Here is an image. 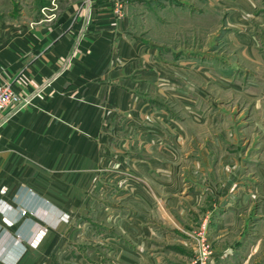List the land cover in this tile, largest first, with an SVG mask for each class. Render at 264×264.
<instances>
[{
	"label": "crops",
	"instance_id": "crops-1",
	"mask_svg": "<svg viewBox=\"0 0 264 264\" xmlns=\"http://www.w3.org/2000/svg\"><path fill=\"white\" fill-rule=\"evenodd\" d=\"M31 1H0V72L26 99L18 108L8 107V119L0 125V190L5 189L0 192V264H53L76 224H86L83 217L96 204L108 172L121 168L125 157H138L133 147L121 145L123 127L138 125L147 118L141 111L158 107L157 125L170 130L167 101L187 111L182 81L171 82L176 73L134 34V0L122 16L109 0L58 1L52 20L41 14L43 7L51 9L52 0ZM166 79L162 88L153 87ZM153 95L159 97L156 103ZM142 139L150 156L143 151L148 162L138 173L149 174L155 153L160 154L162 189L173 192L185 135L152 133ZM171 139L173 150L158 145ZM194 155L192 172L207 173L209 183L198 180L208 185L206 197L193 191L185 202L190 197L202 213L230 205L228 221L215 227L214 252L225 253L227 264H264V185L231 192L238 157L215 141ZM255 202L258 210L252 211ZM138 205L147 217L149 205L144 200ZM178 207L181 219L185 210ZM255 211L259 218L251 222Z\"/></svg>",
	"mask_w": 264,
	"mask_h": 264
},
{
	"label": "rangeland",
	"instance_id": "rangeland-1",
	"mask_svg": "<svg viewBox=\"0 0 264 264\" xmlns=\"http://www.w3.org/2000/svg\"><path fill=\"white\" fill-rule=\"evenodd\" d=\"M52 1L56 11L57 2L64 0ZM133 6L134 34L149 42L157 61L176 73L171 82L182 81L187 111L167 101L170 130L157 125L158 107L141 111L147 118L138 125L123 127L121 145L133 147L138 157H125L121 168L108 172L96 204L83 217L86 224H76L74 237L53 264H227L225 253L214 252V230L219 221H228L230 205L221 203L202 213L185 196L196 191L206 197L208 185L198 180L205 177L209 183V176L198 168L199 173L192 172L191 166L194 153L209 149L212 141L238 157L231 192L264 185V0H134ZM46 8L41 14L50 12ZM167 81H156L153 87L160 89ZM150 98L156 103L159 97ZM152 133H183L187 142L176 164L177 188L169 194L159 180L160 154L155 153L149 174H140L148 162L144 154L150 156L142 137ZM158 145L173 150L176 144L171 139ZM141 200L149 205L147 217L141 214ZM179 205L185 210L181 219ZM254 213L251 222L259 218Z\"/></svg>",
	"mask_w": 264,
	"mask_h": 264
},
{
	"label": "built area",
	"instance_id": "built-area-1",
	"mask_svg": "<svg viewBox=\"0 0 264 264\" xmlns=\"http://www.w3.org/2000/svg\"><path fill=\"white\" fill-rule=\"evenodd\" d=\"M109 2L112 6L113 12L117 16H122L123 10L128 0H109ZM46 9L50 10V12L45 13L42 11L44 17L49 20L55 18V8ZM25 102L26 99L22 97L21 94H19V92L12 86L11 82L7 80L0 72V125H2L8 119L9 113H5L8 107L13 106L14 108H18ZM0 192L4 194L5 189L2 188ZM203 251V254L207 253L205 250Z\"/></svg>",
	"mask_w": 264,
	"mask_h": 264
}]
</instances>
